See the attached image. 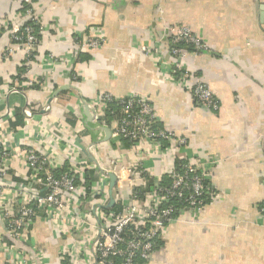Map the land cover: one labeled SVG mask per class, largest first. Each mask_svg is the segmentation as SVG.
<instances>
[{
	"label": "crops",
	"instance_id": "1",
	"mask_svg": "<svg viewBox=\"0 0 264 264\" xmlns=\"http://www.w3.org/2000/svg\"><path fill=\"white\" fill-rule=\"evenodd\" d=\"M26 6L36 9L43 32L37 58L21 82L28 86L14 93L25 54L19 47L8 57L5 52ZM180 26L191 28L209 47L207 53L188 51L184 63L212 88L217 112L199 105L190 86L171 79V35ZM92 37L102 38L101 46L73 61L69 54L77 51L75 38ZM37 83V89L28 88ZM105 94L148 99L164 127L187 137L194 152L213 161L211 182L218 197L202 212H186L172 223L148 264H264V216L259 212L264 205V0H0V150L10 152L8 175L1 182L9 188L7 197L13 198L11 188H21L30 177L27 150L44 149L52 164L65 168L74 156L66 148L73 147L74 158L78 153L77 159L88 162L81 167H95L90 170L92 194L79 206L89 214V227L69 237L40 209L22 246L34 255V264H72L60 258L68 246L86 252L82 243L92 236L96 210L105 211L99 203L118 210L115 204L108 208L106 175L116 163L126 170L141 163L159 176L185 153L172 149L164 154L153 144L131 148L108 139L103 128L113 130L117 122L96 127L87 121L84 106ZM46 106L49 110L40 111ZM13 203L18 206V199ZM10 257L0 247V264H8Z\"/></svg>",
	"mask_w": 264,
	"mask_h": 264
},
{
	"label": "built area",
	"instance_id": "2",
	"mask_svg": "<svg viewBox=\"0 0 264 264\" xmlns=\"http://www.w3.org/2000/svg\"><path fill=\"white\" fill-rule=\"evenodd\" d=\"M23 19V23L10 33L12 46L6 50L5 57L15 47H19L25 54V68L28 72L37 58L43 27L32 6L23 10ZM102 41L100 37L84 41L75 38L72 45L77 51L69 54L70 58L77 61L80 53L99 48ZM143 49L148 50L146 47ZM190 50L207 53L209 47L191 28H174L170 47L173 58L171 79L179 86H190L193 98L199 105L217 112L219 103L212 88L193 74L184 63ZM73 78L76 79V76L73 75ZM21 80L23 79H15L12 92H21L28 86L21 84ZM35 85L39 86L38 83ZM84 106L96 127L106 124L102 120L107 111H110L117 122L116 127L110 129L115 143L127 142L131 148L139 144H153L164 154L172 149L185 153L176 156L167 170L159 176H153L141 163L128 170L116 163L111 173L117 178L113 199L118 210L107 209V204L99 203L105 211L101 208L96 210L98 221L92 226V236L82 243L87 245L86 252L76 245L68 246L62 249L60 258L69 260L72 264H79L80 261L89 264H148L172 223L186 212H202L210 200L218 197L211 182L213 161L194 152L187 137L177 136L164 127L154 106L146 98L105 94L95 102H84ZM113 107L115 109L111 110ZM45 110H49V106L40 109ZM25 113L31 115L30 111ZM44 145L47 146V143ZM66 149L76 155L73 147ZM43 150L25 151V166L30 177L21 188H11L13 198L7 197L9 188L1 182L8 175L10 152L0 150V226L3 228L2 233L12 242L10 247L5 244V236L0 231V247L10 252L8 264H34V255L30 256L22 246L28 238L27 230L40 209L50 219L59 222L69 237L74 235L75 230L89 224V214L81 213L79 206L84 197L92 194L91 188L90 193L85 188V173L95 167H81L88 166V162L77 159L79 154L76 152V158L69 156L65 168H58ZM59 172L60 175L57 176ZM35 187H39L40 192ZM14 198L18 199V206L16 203L14 205ZM87 205L90 206V202L85 206ZM259 212L264 216V205L259 207ZM77 245L80 246V243Z\"/></svg>",
	"mask_w": 264,
	"mask_h": 264
},
{
	"label": "trees",
	"instance_id": "3",
	"mask_svg": "<svg viewBox=\"0 0 264 264\" xmlns=\"http://www.w3.org/2000/svg\"><path fill=\"white\" fill-rule=\"evenodd\" d=\"M29 7L30 6H26V7L23 8V10H25V9H27ZM25 73H26V68L24 67V68H22L21 73L18 74L17 77H15V78L23 79L21 81H25V79L22 78ZM35 86L36 85L30 86V89L31 88L32 89L33 88L37 89ZM113 109H115V107H113L111 110H113ZM17 117H18V124H22L23 121H25V117H24V115L22 113L18 114ZM104 120L106 121V123L110 122V120H114V117L112 115H110V111L109 112L107 111L106 116H105V118L102 121H104ZM91 172L92 171H86V173H85V188H86L88 193H90L91 183L93 181ZM59 175H60V172L57 173V176H59Z\"/></svg>",
	"mask_w": 264,
	"mask_h": 264
},
{
	"label": "water",
	"instance_id": "4",
	"mask_svg": "<svg viewBox=\"0 0 264 264\" xmlns=\"http://www.w3.org/2000/svg\"><path fill=\"white\" fill-rule=\"evenodd\" d=\"M86 117H87V121L88 122H92V119H91L90 114H89L88 111L86 112ZM103 129L105 130V132L107 134V138L109 139L111 137V131H110V129H107V128H103ZM106 175L110 179V196H111V202H110L109 207H108V208H110V206L112 207L114 205V199L112 197V194H113V188L117 184V178H116V175L114 173H107Z\"/></svg>",
	"mask_w": 264,
	"mask_h": 264
}]
</instances>
